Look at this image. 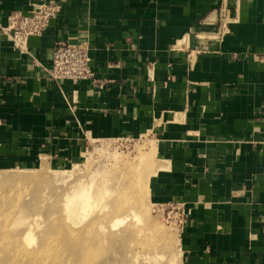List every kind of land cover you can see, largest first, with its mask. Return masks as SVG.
Returning a JSON list of instances; mask_svg holds the SVG:
<instances>
[{
    "label": "crops",
    "instance_id": "0c3cea01",
    "mask_svg": "<svg viewBox=\"0 0 264 264\" xmlns=\"http://www.w3.org/2000/svg\"><path fill=\"white\" fill-rule=\"evenodd\" d=\"M44 1L0 0V164L147 136L152 199L181 206V264H264V0H58L14 51L9 14ZM61 39L89 42L96 83L50 79Z\"/></svg>",
    "mask_w": 264,
    "mask_h": 264
},
{
    "label": "rangeland",
    "instance_id": "374dc122",
    "mask_svg": "<svg viewBox=\"0 0 264 264\" xmlns=\"http://www.w3.org/2000/svg\"><path fill=\"white\" fill-rule=\"evenodd\" d=\"M150 144L147 136L96 140L79 159L71 162L60 163L46 159L48 166H40L41 160L35 165L24 168H8L0 164V229L6 225V229L13 236H18L22 232L19 235V239L22 242L26 240L23 237V231L30 225L33 226L32 233L34 236H32L37 239V242L40 238L49 239L54 234L56 236L54 242L46 246V249H44L46 252L40 257V259H45V262H50L61 256L63 259H67L72 252V256L69 257L72 264H96L100 258H103L107 264H181L179 226L174 210L169 207H163L164 203L156 202L152 199L149 179L147 182L145 181V186H139L136 181H133L135 183L134 186L128 185L127 188L126 185L131 178L136 179L141 175L146 177L153 172L155 155L153 151L151 155L148 152L146 154V149ZM32 168L34 170H29ZM10 175H25L26 177L21 181H12L8 179ZM77 181L89 183L94 194L90 215L85 220L87 222L74 226L64 219L67 213L65 211V194ZM137 196H140L138 197L139 199H136ZM123 197L124 200L130 197L131 201L125 202L122 200ZM132 202L138 204L134 206L141 216L144 215L142 216L144 220L147 218L145 227L147 226L150 230L146 229L138 232L135 225L137 222H134L130 216L123 223L110 226L116 216H124L129 211V208L133 206ZM141 203L144 204L142 205ZM8 213L12 216L7 217ZM16 215L17 217L14 218ZM94 218H98L99 221H95ZM16 219H18L19 224ZM92 219L93 221H91ZM5 220L7 222H4ZM20 221H23L25 225L22 222L20 224ZM35 222L39 224L38 229L36 228L37 226H34ZM90 222H96V224H94L95 226L92 230L85 231L84 225H88ZM16 224L19 226L18 228H16ZM67 228L71 230L68 231ZM58 230H60L59 234ZM71 232H73L72 235L69 234ZM146 232H150V235ZM141 233L144 234L142 235ZM151 233L154 236L152 240L157 239V245L155 246L157 249L153 246H146L145 240L152 235ZM89 240L94 242L93 249L97 247L100 252L97 250L98 253L93 254L92 248L89 249L83 246ZM99 242H102L103 245L100 246ZM105 242H107L106 245L104 244ZM28 249L31 250V246ZM86 251L91 256H86ZM146 251L148 254L151 252L149 260L141 258L143 255L145 256ZM139 252L143 254L141 255ZM106 253H108L107 258L105 257ZM113 253L116 254L113 255ZM128 253L130 255H127ZM159 254L162 255L160 257L161 261H159L160 258L157 260ZM83 255L87 258L84 257V262L82 261L84 259H81ZM115 255L117 256L115 257ZM7 256V252L2 251L0 264H7Z\"/></svg>",
    "mask_w": 264,
    "mask_h": 264
},
{
    "label": "bare ground",
    "instance_id": "6f19581e",
    "mask_svg": "<svg viewBox=\"0 0 264 264\" xmlns=\"http://www.w3.org/2000/svg\"><path fill=\"white\" fill-rule=\"evenodd\" d=\"M149 148V149H148ZM143 149H145V148H143ZM152 151H153V145L152 144H150V145H148V147H147V149H146V154H147V152L148 153H150V155L152 154ZM142 154V153H141ZM144 155H145V153H144ZM119 163V162H118ZM129 164V163H128ZM48 166V164H47V162L43 159L42 160V163L40 164V166ZM128 166V165H127ZM43 168V167H42ZM29 170H34L33 168L32 169H29ZM49 170V169H48ZM58 170V169H57ZM134 170V169H133ZM132 170V171H133ZM149 172V171H148ZM140 174V173H139ZM130 176V175H129ZM26 176L24 175V176H20V175H10V178H8V179H10V180H12V181H21V180H23L24 178H25ZM116 177H118V176H116ZM149 177H150V175H147L146 177H145V175H141L140 177H138V178H136V179H128L129 180V183L127 184L126 183V185H127V188H128V185H132V186H134L135 185V183L133 182V181H136V183L139 185V186H145L144 185V183H145V181L147 182L148 181V179H149ZM1 179V178H0ZM123 182V181H122ZM123 186H124V184H123ZM118 187V186H117ZM126 187V186H125ZM124 188V187H123ZM120 190V189H119ZM126 193V192H125ZM93 190H92V188H91V185H89V183H85V182H83V181H77L75 184H73L72 186H71V189L70 190H68L67 191V193L65 194V205H66V207H65V211L67 212H65L66 214H65V217H64V219L66 220V221H69L70 223H71V225H74V226H79V225H82L84 222H87V221H85L86 219H88V217H89V215H90V207H91V204H92V201H93ZM142 195V194H141ZM143 196V195H142ZM138 197H140V196H137L136 197V199L138 198ZM121 198V197H120ZM139 199V198H138ZM141 199H142V197H141ZM115 200V199H114ZM122 200H124V197L122 198ZM128 200H130L131 201V198L130 197H127L124 201L126 202V201H128ZM133 200H134V198H133ZM145 201V200H144ZM114 202V201H113ZM136 202V201H135ZM135 202H132V204H133V206L132 207H130L129 208V211L127 212V213H125L124 214V216L123 215H120V217H119V215L118 216H116L113 220H112V225H110V226H114V225H117L118 223H123V221L126 219V218H128V216H130V217H132V219L134 220V222L136 221L137 223H135V225H136V227H137V229H138V232L140 231V232H142V231H144V230H146V229H149V228H147V226L145 227V224L147 223V218L144 220V217L142 218V216H144V215H142L141 216V214H139L138 213V211H137V208L134 206L135 204H137V203H135ZM138 202V201H137ZM140 202V201H139ZM122 204V203H121ZM142 205L144 204V203H141ZM141 204H139V205H141ZM138 205V204H137ZM128 206V205H127ZM113 207V206H112ZM121 207V206H120ZM22 208V207H21ZM92 208V207H91ZM20 209V208H19ZM125 209V208H124ZM106 210V209H105ZM6 213V212H5ZM12 214H13V212H12ZM17 214H18V212H17ZM115 214V213H114ZM5 215V214H4ZM3 215V216H4ZM21 216H22V214H20ZM24 215V214H23ZM54 215V214H53ZM117 215V214H116ZM146 215V214H145ZM10 216V213H8V216L7 217H9ZM12 216V215H11ZM10 216V217H11ZM18 216H19V214H18ZM100 216V215H99ZM122 216V217H121ZM147 216V215H146ZM5 217V216H4ZM17 217V215L14 217V218H16ZM20 217V216H19ZM92 217V216H91ZM1 218V217H0ZM22 218V217H21ZM100 218H102V217H100ZM5 219H7V218H5ZM14 220V219H13ZM17 220V222H18V219H16ZM20 220V219H19ZM94 220L96 221V220H98V218L96 219V218H94ZM24 221V220H23ZM23 221H20V224H21V222H22V224H24V222ZM91 221H93V219L91 220ZM99 221V220H98ZM146 221V222H145ZM149 221V220H148ZM4 222H7V220H5ZM16 222V223H17ZM108 222V221H107ZM99 223H101V222H99ZM133 223V222H132ZM7 225H8V223H6ZM12 224V223H11ZM10 224V225H11ZM18 224H19V222H18ZM94 224H96V222L94 223V222H90L88 225L86 224V225H84L85 227H84V229H85V231L87 230V231H89L90 229L92 230L93 229V227L95 226ZM103 224V223H102ZM13 225H15V224H13ZM17 225V224H16ZM25 225V224H24ZM65 225V224H64ZM104 225V224H103ZM131 225H133V224H131ZM22 226V225H21ZM34 226H37L36 228L38 229V227H39V224L37 223V222H35L34 223ZM99 226V225H98ZM11 227H12V225H11ZM14 227V226H13ZM19 226L17 225L16 226V228H18ZM32 225H30L26 230H24L23 231V237L26 239V240H24V242H22V240L20 241V234H22V232H20V234H18V236H13L10 232H9V230L8 229H6L7 228V226L6 225H4L3 226V228L2 229H0V256L2 255V251H5V252H7V254H8V256H7V258H6V260H7V264H72V262H70L71 261V259L69 258V257H71L72 256V252H71V255L69 256V257H67V259L66 258H62V256L61 257H58V258H55L54 260H52V261H50V262H45L46 260L45 259H43V258H41L40 259V257L43 255V253L44 252H46V251H44V249H46V246H48V245H50L52 242H54V238L56 237V236H54V234H53V236H51L49 239L47 238V239H44V238H40L39 240H38V242H37V239L36 238H33V231H32ZM133 227V226H132ZM149 227V226H148ZM15 228V227H14ZM111 228V227H110ZM68 229V228H67ZM100 229V228H99ZM134 229V228H133ZM60 230H61V228H60ZM60 230H58L57 232H58V234L60 233ZM71 229L69 228L68 229V231H70ZM101 230V229H100ZM105 230V229H104ZM103 230V231H104ZM150 230V229H149ZM148 230V231H149ZM153 230V229H152ZM74 231V230H73ZM155 231H157V230H155ZM155 231H153V232H155ZM77 232V231H76ZM105 232V231H104ZM72 233L73 232H71V233H69V234H71L72 235ZM84 233V232H83ZM90 233V232H89ZM119 233V232H118ZM132 233V232H131ZM146 233H150V232H146ZM156 233V232H155ZM80 234H82V233H80ZM87 234V233H86ZM85 234V235H86ZM142 235L144 234V233H141ZM152 234V233H151ZM157 234V233H156ZM33 235V236H32ZM75 235V234H74ZM78 235V234H77ZM141 235V236H142ZM150 235V234H149ZM155 235V234H154ZM146 236V235H145ZM75 237H77V236H75ZM96 237H98V236H96ZM105 237V236H104ZM154 236H153V234L150 236V237H148L145 241V243H146V246L147 247H151V246H153V247H155L156 245H157V239H154V240H152V238H153ZM105 239V238H104ZM160 240H162L161 238H159ZM106 240V239H105ZM159 240V241H160ZM20 241V242H19ZM36 241V242H35ZM86 242V241H85ZM88 242V241H87ZM35 243H37L36 245H35ZM93 240H89V242L88 243H85V244H83V246H86L87 248H92L93 249ZM100 244V246H102L103 244H102V242H99ZM106 243L107 242H105L104 244L106 245ZM145 243H143V244H145ZM154 243H156V244H154ZM159 244V243H158ZM98 245V246H99ZM29 246H31V250H29L28 249V247ZM54 246H55V244H54ZM97 247H95V249H93V250H91V251H94L93 252V254L94 253H98L97 252V250H98V248L96 249ZM100 248V247H99ZM144 248H146V247H144ZM156 248V247H155ZM9 249H10V251H9ZM57 249V248H56ZM89 249H88V252H89ZM147 249V248H146ZM149 249V248H148ZM157 249V248H156ZM95 250H96V252H95ZM144 250V249H143ZM142 250V251H143ZM99 251V250H98ZM104 251V250H103ZM114 251V250H113ZM149 251V250H148ZM153 251V250H152ZM157 251V250H156ZM100 252V251H99ZM57 253V252H56ZM85 253H87V251L85 252ZM104 253H105V251H104ZM130 253V252H129ZM127 254V255H130V254ZM140 253V252H139ZM151 253V252H150ZM150 253L148 254L147 253V251H146V254H145V256L143 255L141 258H143L144 260H149L150 259ZM46 254V253H45ZM82 254V253H81ZM83 254H84V252H83ZM107 255L105 256L106 258L108 257V253H106ZM114 254H116V253H113V255ZM137 254H138V251H137ZM141 254V253H140ZM139 254V255H140ZM143 254V253H142ZM141 254V255H142ZM85 255V254H84ZM83 255V258H81V259H84V260H82L83 262L85 261V256ZM118 255V254H117ZM117 255H115V257L117 256ZM136 255V254H135ZM152 255V254H151ZM164 255V254H163ZM86 256H91V255H89V253H87L86 254ZM137 256V255H136ZM162 255H158L157 256V260L161 257ZM48 257V256H47ZM50 257V256H49ZM55 257V256H54ZM85 257V258H84ZM132 257V256H131ZM139 257V256H138ZM39 258V259H38ZM140 258V259H141ZM87 259V258H86ZM138 259V258H137ZM165 259V258H164ZM142 260V259H141ZM140 260V261H141ZM152 260H153V258H152ZM143 261V260H142ZM159 261H161V258H160V260ZM158 261V262H159ZM164 261V260H163ZM79 262H81V261H79ZM135 262V261H134ZM137 262V261H136ZM144 262V261H143ZM157 263V262H156ZM165 263V262H164ZM96 264H107L105 261H104V259L103 258H100V260H99V262L98 263H96ZM155 264V263H154ZM157 264H159V263H157Z\"/></svg>",
    "mask_w": 264,
    "mask_h": 264
},
{
    "label": "built area",
    "instance_id": "2783aa9c",
    "mask_svg": "<svg viewBox=\"0 0 264 264\" xmlns=\"http://www.w3.org/2000/svg\"><path fill=\"white\" fill-rule=\"evenodd\" d=\"M60 8L58 0H47L34 4L27 13L21 10L12 11L8 16V24L1 29L10 38L14 51L20 54L30 53L29 40L44 34L50 21L58 15ZM90 48L88 41L56 40L52 64L47 70L50 79L57 82L70 80L73 83L92 80L96 83L95 70L91 65ZM99 85L101 86L102 82ZM162 206L174 210L178 226H180L181 206L175 202Z\"/></svg>",
    "mask_w": 264,
    "mask_h": 264
}]
</instances>
